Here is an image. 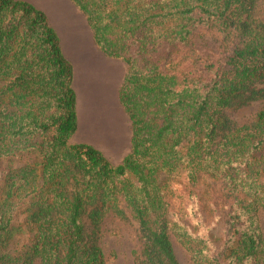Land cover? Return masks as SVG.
Masks as SVG:
<instances>
[{"label":"trees","instance_id":"1","mask_svg":"<svg viewBox=\"0 0 264 264\" xmlns=\"http://www.w3.org/2000/svg\"><path fill=\"white\" fill-rule=\"evenodd\" d=\"M73 1L128 65L131 151L113 164L70 142L59 37L32 3L0 0V264H108V215L136 222V264H182L176 242L192 264H264V107L250 124L226 113L264 101L259 0ZM213 30L220 44L199 41Z\"/></svg>","mask_w":264,"mask_h":264},{"label":"crops","instance_id":"2","mask_svg":"<svg viewBox=\"0 0 264 264\" xmlns=\"http://www.w3.org/2000/svg\"><path fill=\"white\" fill-rule=\"evenodd\" d=\"M26 1L46 14L73 67L77 129L70 142L92 145L112 163H121L131 151L132 136L119 98L125 61L100 49L86 15L73 0Z\"/></svg>","mask_w":264,"mask_h":264},{"label":"rangeland","instance_id":"3","mask_svg":"<svg viewBox=\"0 0 264 264\" xmlns=\"http://www.w3.org/2000/svg\"><path fill=\"white\" fill-rule=\"evenodd\" d=\"M255 15L257 18L264 21V0L258 1ZM198 39L201 43L218 45L221 43L222 36L216 30L203 31ZM127 69L128 65L124 63L125 73ZM263 107L264 101L257 100L240 108L228 109L226 113L238 125L250 124L254 121L258 111ZM129 120L130 119L126 115L125 122L127 121L130 123ZM208 183V181L204 180L201 182L203 191L207 190ZM2 186L3 183L0 182V188ZM259 222L261 227L264 228V211L259 213ZM100 243L107 257L108 264H136V252L140 249L141 242L138 226L133 220H125L113 215H108L101 224ZM175 248L182 264H192L190 255L180 244L176 242Z\"/></svg>","mask_w":264,"mask_h":264}]
</instances>
